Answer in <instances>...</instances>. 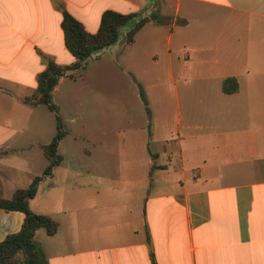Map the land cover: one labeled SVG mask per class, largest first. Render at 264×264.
<instances>
[{
	"label": "crops",
	"instance_id": "1",
	"mask_svg": "<svg viewBox=\"0 0 264 264\" xmlns=\"http://www.w3.org/2000/svg\"><path fill=\"white\" fill-rule=\"evenodd\" d=\"M107 11L158 16L133 45L122 39L111 48L120 68L156 82L159 98L169 80L175 106H154L151 135L127 122L125 166L81 168L77 186L47 191L41 181L30 208L59 223L55 235L40 230L35 237L48 263L264 264V0H0L4 198L40 177L37 148L49 165L37 112L45 105L24 98L37 90L49 61L76 62L64 13L97 33ZM228 78L236 93H224ZM118 139L114 134L105 155L121 157L112 149ZM150 142L158 145L154 152ZM25 217L0 208V242L19 232Z\"/></svg>",
	"mask_w": 264,
	"mask_h": 264
},
{
	"label": "rangeland",
	"instance_id": "2",
	"mask_svg": "<svg viewBox=\"0 0 264 264\" xmlns=\"http://www.w3.org/2000/svg\"><path fill=\"white\" fill-rule=\"evenodd\" d=\"M147 17L152 18V15L148 13ZM111 47L96 62L88 65V61L86 69L75 71V79L67 77L61 84L58 82L52 92L55 111L47 106L37 111L38 118L43 120V132L40 133L42 144L51 143L56 136L57 116L61 119L64 132L58 146L61 162L52 176L44 177L48 162L41 149L37 148L42 189L48 191L53 185L77 186L80 181L77 174L81 168L95 171L98 168L125 166L127 160L121 156V150L127 144L122 142V137L132 129L127 122L132 120L136 125L147 126V133L151 135L154 127L147 122L154 124L153 115H158L154 106H175L174 86L168 84L169 80H164L167 83L165 97L160 95L159 98L156 89L152 88L156 82L152 79L150 81L153 82L142 81L120 68L114 61L117 49ZM114 134L119 136L117 146L112 144L113 151L117 147L120 153L121 157L117 159L110 154L105 155L110 152L109 141ZM157 148L155 142H150L151 152ZM118 177L124 178L121 174ZM44 232L41 230L42 236H45Z\"/></svg>",
	"mask_w": 264,
	"mask_h": 264
},
{
	"label": "trees",
	"instance_id": "3",
	"mask_svg": "<svg viewBox=\"0 0 264 264\" xmlns=\"http://www.w3.org/2000/svg\"><path fill=\"white\" fill-rule=\"evenodd\" d=\"M137 16L107 11L103 14L98 32L89 33L82 23L65 12L63 29L66 47L76 58V62L72 66L62 67L54 61H49L46 69L38 77L37 90L31 96L24 98V102L31 105H45L51 111H55L52 92L61 78L71 71L85 67L89 60L99 58L107 48L116 45L122 39H125L127 44L133 45L137 33L150 19H158L156 14H152V18L145 17L138 20ZM223 91L226 94L236 93L238 91L236 80L226 79L223 83ZM57 121V135L48 146L44 147L45 156L49 161L44 177L52 175L61 160L57 155V148L64 132L59 116ZM42 180L43 177H37L29 188L17 190L11 199L4 198L0 189V208L7 212H23L26 216L21 230L0 242V264H49L35 237L40 230H44L49 236L55 235L59 230V223L48 215L34 213L30 208V200L38 194Z\"/></svg>",
	"mask_w": 264,
	"mask_h": 264
}]
</instances>
